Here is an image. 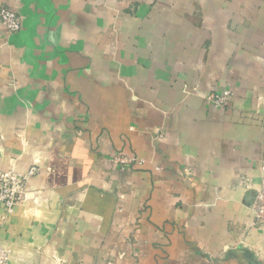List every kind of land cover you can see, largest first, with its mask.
Masks as SVG:
<instances>
[{"label": "crops", "instance_id": "1", "mask_svg": "<svg viewBox=\"0 0 264 264\" xmlns=\"http://www.w3.org/2000/svg\"><path fill=\"white\" fill-rule=\"evenodd\" d=\"M0 6L9 264H264V0Z\"/></svg>", "mask_w": 264, "mask_h": 264}, {"label": "built area", "instance_id": "2", "mask_svg": "<svg viewBox=\"0 0 264 264\" xmlns=\"http://www.w3.org/2000/svg\"><path fill=\"white\" fill-rule=\"evenodd\" d=\"M0 23L8 33H16L22 27V17L17 10L8 6H0ZM213 95L211 99L216 105H222L225 102V96ZM131 159V161L135 160ZM114 163L126 164L122 157H114L112 159ZM138 163H142L141 160ZM38 167L31 165L26 173H20L14 169H9L0 173V204H2L8 212H11L12 208L18 203L26 199L28 189L26 188L29 179L38 172ZM255 199L258 203L255 204V219L264 225V180L260 190L255 193ZM0 264H9V252L0 243ZM106 264H112L108 261Z\"/></svg>", "mask_w": 264, "mask_h": 264}, {"label": "rangeland", "instance_id": "3", "mask_svg": "<svg viewBox=\"0 0 264 264\" xmlns=\"http://www.w3.org/2000/svg\"><path fill=\"white\" fill-rule=\"evenodd\" d=\"M0 173H2V172H0ZM258 203V202H257Z\"/></svg>", "mask_w": 264, "mask_h": 264}]
</instances>
